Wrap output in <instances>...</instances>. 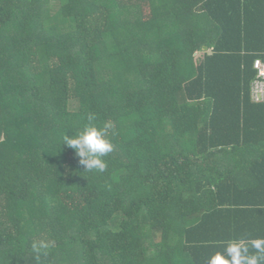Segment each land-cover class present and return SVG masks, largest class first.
<instances>
[{
  "label": "trees",
  "instance_id": "1",
  "mask_svg": "<svg viewBox=\"0 0 264 264\" xmlns=\"http://www.w3.org/2000/svg\"><path fill=\"white\" fill-rule=\"evenodd\" d=\"M258 59L264 0H0V264H209L264 239ZM90 113L103 173L63 145Z\"/></svg>",
  "mask_w": 264,
  "mask_h": 264
},
{
  "label": "clouds",
  "instance_id": "2",
  "mask_svg": "<svg viewBox=\"0 0 264 264\" xmlns=\"http://www.w3.org/2000/svg\"><path fill=\"white\" fill-rule=\"evenodd\" d=\"M94 114L87 116L88 123L71 137L63 135V145L75 150L79 163L86 171L103 173L107 169L104 157L115 150L108 139L110 125L98 126ZM250 248L255 253L250 252ZM209 264H264V239L251 241H228L224 253L217 252L209 259Z\"/></svg>",
  "mask_w": 264,
  "mask_h": 264
},
{
  "label": "built area",
  "instance_id": "3",
  "mask_svg": "<svg viewBox=\"0 0 264 264\" xmlns=\"http://www.w3.org/2000/svg\"><path fill=\"white\" fill-rule=\"evenodd\" d=\"M254 67L258 75L252 85L253 97L256 102H264V60H256Z\"/></svg>",
  "mask_w": 264,
  "mask_h": 264
},
{
  "label": "crops",
  "instance_id": "4",
  "mask_svg": "<svg viewBox=\"0 0 264 264\" xmlns=\"http://www.w3.org/2000/svg\"><path fill=\"white\" fill-rule=\"evenodd\" d=\"M252 155H255L256 156V158L254 159L255 160V163L252 165L254 168H255V166L257 167V166H260V165H258L259 164V162H262V156L261 155H263L264 154V150L262 149V150H253V153H251ZM261 157V158H260ZM259 158H260V160H259ZM256 198H259V197H256ZM242 200H243V198H242Z\"/></svg>",
  "mask_w": 264,
  "mask_h": 264
}]
</instances>
